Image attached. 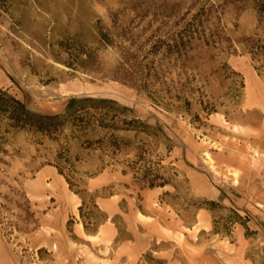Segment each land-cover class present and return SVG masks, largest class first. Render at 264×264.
Listing matches in <instances>:
<instances>
[{
	"label": "rangeland",
	"instance_id": "1",
	"mask_svg": "<svg viewBox=\"0 0 264 264\" xmlns=\"http://www.w3.org/2000/svg\"><path fill=\"white\" fill-rule=\"evenodd\" d=\"M0 88L49 115L70 98L110 99L169 140L120 133L132 145L100 171L69 123L53 139L7 134L0 264H264L254 0H0ZM145 169L169 184L137 182Z\"/></svg>",
	"mask_w": 264,
	"mask_h": 264
},
{
	"label": "trees",
	"instance_id": "2",
	"mask_svg": "<svg viewBox=\"0 0 264 264\" xmlns=\"http://www.w3.org/2000/svg\"><path fill=\"white\" fill-rule=\"evenodd\" d=\"M254 3L258 13L264 15V0H254ZM66 123L72 126L73 139L77 140L82 151L100 152V171L106 166L103 157L107 155V152H109L110 158H114L117 153L132 145L130 141L119 136L120 133L131 132L135 136L140 134L152 137L161 136L169 142L162 130L149 126L141 121L130 108L110 99L70 98L60 114L49 115L29 110L24 103L10 95L7 90L0 88V151H2L1 146L9 133H27L32 136L53 139L61 132ZM97 132L102 133L103 136L98 137ZM142 161L143 153L140 151L135 155V161L129 164V169L137 170L136 174L140 173L139 171L142 169H137V166ZM55 168L62 175V169L57 165ZM136 174H134V178L137 182L143 183L151 189L163 188L169 184L168 179L151 173V170L145 169L140 177ZM207 204L216 205L214 202ZM79 211H81V207Z\"/></svg>",
	"mask_w": 264,
	"mask_h": 264
},
{
	"label": "crops",
	"instance_id": "3",
	"mask_svg": "<svg viewBox=\"0 0 264 264\" xmlns=\"http://www.w3.org/2000/svg\"><path fill=\"white\" fill-rule=\"evenodd\" d=\"M102 175V174H101ZM101 175H99L98 177H94L92 180H90L91 182H93V181H96L99 177H101ZM120 176H121V178H125L126 177V173H121L120 174ZM106 182H111L110 180H106ZM219 198V194H218V192H212V193H210V199L211 200H215V199H218ZM104 203H106L105 205H108V206H110L111 205V203L109 202V201H103ZM111 207V209L113 210V206H110ZM114 212V211H113ZM86 237H90V238H94L95 237V235H86Z\"/></svg>",
	"mask_w": 264,
	"mask_h": 264
},
{
	"label": "bare ground",
	"instance_id": "4",
	"mask_svg": "<svg viewBox=\"0 0 264 264\" xmlns=\"http://www.w3.org/2000/svg\"><path fill=\"white\" fill-rule=\"evenodd\" d=\"M49 191H50V193H52L57 198L58 201H62L64 199H66V196H67L66 192L58 189L57 185H55V184H52L51 186H49Z\"/></svg>",
	"mask_w": 264,
	"mask_h": 264
}]
</instances>
